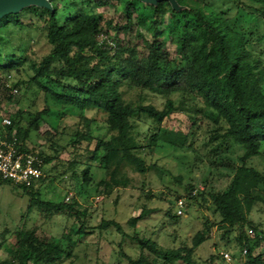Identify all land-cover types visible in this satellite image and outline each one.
I'll use <instances>...</instances> for the list:
<instances>
[{"label": "trees", "instance_id": "1", "mask_svg": "<svg viewBox=\"0 0 264 264\" xmlns=\"http://www.w3.org/2000/svg\"><path fill=\"white\" fill-rule=\"evenodd\" d=\"M110 1L84 0L88 6L101 7ZM116 1L121 8L110 19L90 9L77 12L59 24L54 0H48L50 9L30 5L0 19V88L16 89L18 94L22 85L25 88L34 85L43 102V109L35 113L17 110L10 114L4 110L0 115V133L5 132L10 138L14 132L16 142L21 143L19 150L38 157L43 172L44 164L53 156L28 149L29 133L37 132L41 123L49 124L54 134L43 135L57 155L63 147L55 141L60 134L56 121L75 113L78 123L68 141L74 150L72 164L82 163L79 160L83 154L75 155L79 150L90 161H98L108 180H100L95 189L108 190L115 182L110 166L119 152L123 160L135 164L139 173L156 168L155 163L146 166L134 136L128 134L133 117L153 126L152 132L148 134L147 128L148 133L143 137L148 148L176 151L192 147L193 132L184 134L161 126L172 112L182 111L190 119V131L206 130L208 137L204 145L210 147L211 164L228 172L229 181L222 190L207 191L218 221L212 224L205 220L190 247L168 249L150 238L135 236L139 253L135 259L125 256L128 264H196L193 253L209 239L213 225L225 229V234L237 228L234 242L239 255L242 256L243 250L245 254L235 264H264V250L255 252L264 236L256 234L250 239L244 231L247 224L251 230H257L248 216L255 204L264 207V171L251 164V159L264 155V0H174V6L168 0L154 4ZM35 27L48 51L37 62L27 64L31 75L26 81H11L14 74L25 71L26 57L23 50L7 51L4 46L12 30L21 32ZM102 33L114 37L116 47L112 53L99 44ZM129 33L141 39V51L122 37ZM123 87L159 96L163 105L160 109L152 104L133 105L124 99ZM174 96L179 100L175 101ZM13 98L10 94L7 97L8 101ZM86 110L104 113L106 128L117 134L116 146L110 139L93 135L94 120L86 117ZM3 117L10 119L9 126H1ZM86 165L81 180L89 185L90 164ZM43 179L42 175L29 187L22 188L1 179L0 185H10L27 195L29 209L34 206L49 213L73 212L77 218L83 213L76 201L41 200L38 187ZM193 189L191 184L184 187L185 199L196 198ZM203 194L200 193L202 197ZM167 213L171 219L179 217ZM142 215L130 220L131 223ZM106 226L122 233L120 225L112 220H102L98 228ZM83 227L81 222L72 229L76 239L68 237L70 245L66 247L50 236L17 228L13 232L15 243L8 249L10 258L0 264H64L84 233ZM217 258L225 261L221 254H212L206 262L212 264Z\"/></svg>", "mask_w": 264, "mask_h": 264}, {"label": "rangeland", "instance_id": "2", "mask_svg": "<svg viewBox=\"0 0 264 264\" xmlns=\"http://www.w3.org/2000/svg\"><path fill=\"white\" fill-rule=\"evenodd\" d=\"M54 2L58 8L59 24L77 12L83 13L90 9L95 14L102 15L104 19L115 18L121 8L116 0H111L106 7L94 4L88 6L84 0H54ZM35 28H28L21 32L12 30L8 43L4 46L7 51L23 50L26 57V63L23 65L25 71L14 74L11 81H26L31 75L26 67L27 64L37 62L48 51L43 36L39 35L36 31L38 28ZM122 37L135 45L138 51L142 50V41L135 33L124 34ZM98 40L99 44L105 46L111 53L114 51L116 43L112 35L102 33ZM8 85L11 86V83ZM21 87L16 95H12V90L4 91L0 88V115L4 110L13 114L17 110L35 113L43 109L38 88L34 85ZM122 92L124 99L133 105L152 104L158 109L163 105L162 98L147 91L123 87ZM9 94L14 97L11 101L7 99ZM174 100L178 101L179 97L174 96ZM85 115L94 120L92 126L94 136L110 139L115 146L117 145V134L106 128L103 112L86 110ZM48 120L52 121V119ZM25 122L23 126H26ZM56 123L60 134L55 137V141L63 147L59 154L55 155L51 151L49 142L43 135L45 132L54 134L47 123H41L37 132L31 131L26 140L28 149L42 152L44 156H53L50 162L43 166L44 179L38 187L39 196L41 200L54 203L76 201L83 213L77 218L73 212L49 213L34 206L29 209L30 198L27 195H23L20 190L10 185H0V262L10 258L8 249L15 243L13 232L17 228L34 231L37 235L50 236L66 247L70 245L68 237L71 236L72 240L76 239L72 229L78 228L82 222L84 233L78 237L76 245L70 251L71 258L64 264H96V262L128 264L125 256L135 259L139 253L138 244L134 240L135 236L150 238L163 248L190 247L192 238L203 228L205 220L212 224L218 221L207 191L210 188L214 191L222 190L229 181L228 172L211 164L212 157L208 153L210 147L204 145L208 137L206 130L203 128L190 131V119L184 112L179 110L172 112L161 126L184 134L193 132L192 147L185 150L148 148L143 137L148 133L147 128L148 134L152 132V124L137 116L131 119V129L128 134L134 136L146 166L155 163L156 168L139 173L135 164L123 160L119 152L110 166L115 182L108 190L95 189V185L100 180H108L103 170L98 167V161H90L88 155L79 150L75 152V155L83 154L82 159L79 160L82 163L72 164L71 154L74 150L69 147L68 141L76 129L77 115L73 113V115L60 117ZM192 137L189 136V140ZM90 148H93V144ZM86 163L90 164L91 183L89 185L83 184L81 180V172L88 166ZM251 164L264 171V155L251 159ZM187 184L194 186L192 190V194L196 196L194 200L184 198V187ZM202 192H204L203 197L200 195ZM176 198H182L185 202L183 215L171 219L167 212L177 215ZM141 214H143L142 217L132 224L130 220ZM248 219L257 230H251L252 227L247 224L244 228L246 235L250 239H253L256 234L263 237L264 207L262 204L254 205ZM102 220L116 222L120 225L122 233L113 226H106L100 230L98 225ZM236 235V227L225 234V229L213 225L209 239L193 253L196 264H208L206 261L210 255L223 253H227L230 260L226 262L217 258L212 264H235L245 254L242 252V256L239 255L234 242ZM263 250L264 241L255 252L260 253Z\"/></svg>", "mask_w": 264, "mask_h": 264}, {"label": "built area", "instance_id": "3", "mask_svg": "<svg viewBox=\"0 0 264 264\" xmlns=\"http://www.w3.org/2000/svg\"><path fill=\"white\" fill-rule=\"evenodd\" d=\"M12 95L17 94L16 89H12ZM11 121L7 117L1 120V126H9ZM20 142H16L14 132L7 138L5 132L0 133V179L10 182L16 188L29 187L42 175V161L32 153L19 150ZM184 200L178 199L175 202L176 214L183 215ZM252 234V232H250ZM245 253V250H243ZM225 261L230 257L227 253L221 254Z\"/></svg>", "mask_w": 264, "mask_h": 264}, {"label": "water", "instance_id": "4", "mask_svg": "<svg viewBox=\"0 0 264 264\" xmlns=\"http://www.w3.org/2000/svg\"><path fill=\"white\" fill-rule=\"evenodd\" d=\"M142 2L154 4L162 0H140ZM170 1L171 5L174 6V0ZM37 6L41 8L50 9L48 0H0V19L9 14H16L19 10L26 6Z\"/></svg>", "mask_w": 264, "mask_h": 264}]
</instances>
